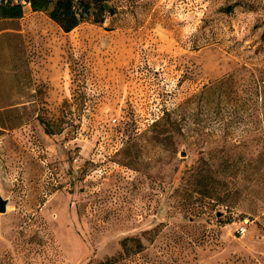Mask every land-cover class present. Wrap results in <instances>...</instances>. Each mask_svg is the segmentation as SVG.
<instances>
[{
  "label": "rangeland",
  "instance_id": "1",
  "mask_svg": "<svg viewBox=\"0 0 264 264\" xmlns=\"http://www.w3.org/2000/svg\"><path fill=\"white\" fill-rule=\"evenodd\" d=\"M10 1L0 264H264V110L234 80H264V0H103L68 33Z\"/></svg>",
  "mask_w": 264,
  "mask_h": 264
},
{
  "label": "trees",
  "instance_id": "2",
  "mask_svg": "<svg viewBox=\"0 0 264 264\" xmlns=\"http://www.w3.org/2000/svg\"><path fill=\"white\" fill-rule=\"evenodd\" d=\"M31 12H43L48 14V18L58 26L63 33H68L80 26L91 14L113 16L115 9L107 6L103 0H25ZM22 6L13 4L10 0H0V20L20 19L22 17ZM236 107L243 111L244 106L251 102L252 110H264V80L252 81L247 90H239V79H235ZM223 91L227 84L232 83V76L229 75L224 80L219 81ZM210 90V88H207ZM245 91V92H244ZM241 93V95H238ZM254 111V110H253ZM247 112V111H246ZM261 114V113H260ZM42 130L48 136L53 135L48 124L39 120Z\"/></svg>",
  "mask_w": 264,
  "mask_h": 264
},
{
  "label": "water",
  "instance_id": "3",
  "mask_svg": "<svg viewBox=\"0 0 264 264\" xmlns=\"http://www.w3.org/2000/svg\"><path fill=\"white\" fill-rule=\"evenodd\" d=\"M6 200H3L0 196V214H3L6 212Z\"/></svg>",
  "mask_w": 264,
  "mask_h": 264
},
{
  "label": "built area",
  "instance_id": "4",
  "mask_svg": "<svg viewBox=\"0 0 264 264\" xmlns=\"http://www.w3.org/2000/svg\"><path fill=\"white\" fill-rule=\"evenodd\" d=\"M246 229L244 227H239V229H237L236 234L239 235H243L245 233Z\"/></svg>",
  "mask_w": 264,
  "mask_h": 264
}]
</instances>
